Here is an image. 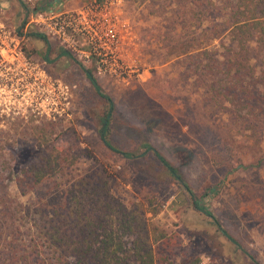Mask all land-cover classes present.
Here are the masks:
<instances>
[{
  "label": "rangeland",
  "instance_id": "rangeland-1",
  "mask_svg": "<svg viewBox=\"0 0 264 264\" xmlns=\"http://www.w3.org/2000/svg\"><path fill=\"white\" fill-rule=\"evenodd\" d=\"M213 3L123 0L126 81L100 76L95 62L82 64L50 44L49 71L73 88L71 119L18 121L0 129V198L22 203L35 198L19 193L17 167L36 160V131L54 125L52 134L92 156L82 158L78 172L106 171L113 194L129 209L140 206L148 231L165 236L169 245L161 241L159 248H174V254L163 264H192L198 258L202 264H264V114L256 129L248 128L209 100L203 88L208 77L194 72L197 63H207L200 55L205 50L223 60L225 48L233 46ZM0 14L11 25L24 21L19 0H0ZM26 45L45 60V41L29 36ZM85 70L115 105L108 140L122 152L140 153L142 144H151L178 168L186 185L156 162L128 159L106 146L101 133L106 100Z\"/></svg>",
  "mask_w": 264,
  "mask_h": 264
},
{
  "label": "trees",
  "instance_id": "trees-1",
  "mask_svg": "<svg viewBox=\"0 0 264 264\" xmlns=\"http://www.w3.org/2000/svg\"><path fill=\"white\" fill-rule=\"evenodd\" d=\"M213 5L223 16L222 31H230L233 46L225 48L223 60L214 59L212 52L205 50L200 55H205L207 63L203 66L199 61L194 72L200 69L199 76L208 77L203 88L215 106L256 129L255 123L260 124L259 116L264 114V0H216ZM33 35L48 45L45 59L50 62V44ZM60 55L70 56L63 50ZM85 74L106 100L101 130L106 146L128 159L156 162L169 178L185 184L178 168L151 144H142L140 153L122 152L108 140L114 102L102 92L90 70ZM54 130V125L46 124L36 131L40 147L36 160L17 167L19 193L23 197L34 194L35 198L28 203L0 198V264L168 262L174 248H159L165 236L148 231L141 207L129 209L113 194L106 171L78 172L82 158L90 160L92 156L74 151L66 137L52 134ZM145 199L152 207V198ZM197 209L207 213L199 206ZM192 264L202 263L198 258Z\"/></svg>",
  "mask_w": 264,
  "mask_h": 264
},
{
  "label": "built area",
  "instance_id": "built-area-1",
  "mask_svg": "<svg viewBox=\"0 0 264 264\" xmlns=\"http://www.w3.org/2000/svg\"><path fill=\"white\" fill-rule=\"evenodd\" d=\"M19 1L24 20L19 26L0 14V129L18 121L71 119L73 88L49 71L46 59L27 51L33 34L82 64L95 62L98 75L126 81L123 0H87L68 10L60 8L61 0Z\"/></svg>",
  "mask_w": 264,
  "mask_h": 264
},
{
  "label": "crops",
  "instance_id": "crops-1",
  "mask_svg": "<svg viewBox=\"0 0 264 264\" xmlns=\"http://www.w3.org/2000/svg\"><path fill=\"white\" fill-rule=\"evenodd\" d=\"M61 1L62 4L60 5V8L63 10H68L84 4L87 0H61ZM1 4L2 6H6V7L9 5L8 3H1Z\"/></svg>",
  "mask_w": 264,
  "mask_h": 264
}]
</instances>
